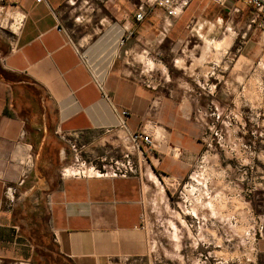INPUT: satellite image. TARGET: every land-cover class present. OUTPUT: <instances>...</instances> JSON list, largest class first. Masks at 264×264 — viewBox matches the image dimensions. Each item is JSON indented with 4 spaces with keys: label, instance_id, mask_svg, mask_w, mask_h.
Segmentation results:
<instances>
[{
    "label": "crops",
    "instance_id": "0c3cea01",
    "mask_svg": "<svg viewBox=\"0 0 264 264\" xmlns=\"http://www.w3.org/2000/svg\"><path fill=\"white\" fill-rule=\"evenodd\" d=\"M145 3H5L1 18L25 19L16 36L0 28V264H129L148 257L149 237L142 219L147 195L155 193L159 178L182 179L202 143L189 85H179L178 78L175 83L171 77L163 79L146 65L154 61L165 33L176 38L172 52L178 51L184 39L178 40L177 34L188 26L166 18L158 8L137 23L135 14ZM234 7L237 13L219 8L228 15L242 11L250 25L252 12L244 5ZM114 27L122 35L106 71L103 97L81 52L103 29L106 35L96 41L95 53L105 60L109 55L105 38ZM248 30L252 35L233 61L235 78L242 79L243 68L249 72L264 50V22L261 28L250 25ZM258 31L263 45L257 43ZM205 57L201 53L197 60ZM123 111L128 117L121 116ZM145 124L156 125L164 141L156 140L153 155L142 148L146 158L139 174L63 176L74 161L64 135L77 141L83 156L95 159L118 153L126 133ZM172 147L181 150L179 159L170 157ZM142 153L134 152L140 159ZM7 189L14 190L13 197H7ZM256 254L264 264V240L257 244Z\"/></svg>",
    "mask_w": 264,
    "mask_h": 264
},
{
    "label": "rangeland",
    "instance_id": "374dc122",
    "mask_svg": "<svg viewBox=\"0 0 264 264\" xmlns=\"http://www.w3.org/2000/svg\"><path fill=\"white\" fill-rule=\"evenodd\" d=\"M187 10L189 15L175 19L188 26L177 34L183 46L172 52L176 38L165 33L154 61L146 65L163 79L171 77L175 83L178 78L179 85H189L202 148L182 179L164 176L155 181L143 222L149 255L129 264H260L256 246L264 240V73L257 69L258 61L249 72L243 68L242 79L232 71L253 30H248L242 11L228 15L210 0H197ZM198 23L207 26L198 30ZM105 35L98 29L90 45H83L94 67L102 62L96 41ZM256 36L263 45L262 33ZM201 53L208 58L198 61ZM127 148L83 158L129 173L138 158Z\"/></svg>",
    "mask_w": 264,
    "mask_h": 264
},
{
    "label": "built area",
    "instance_id": "2783aa9c",
    "mask_svg": "<svg viewBox=\"0 0 264 264\" xmlns=\"http://www.w3.org/2000/svg\"><path fill=\"white\" fill-rule=\"evenodd\" d=\"M8 0H0V28L8 29L13 35L16 36L17 32L21 29L24 19V16H15L9 18L8 20L5 17L1 18V15L4 10V5ZM44 0H37V3H42ZM193 0H147L146 3L140 6L137 9L135 14V21L137 23L145 22L152 14L151 10L153 8H158L162 10L168 19H178L192 4ZM213 2L221 7L228 8L232 12L237 13L238 8L234 7L236 4L244 5L252 12V18L250 25H257L259 28L262 27L264 22V0H213ZM59 32H62L61 29H58ZM125 39H121L120 44L124 43ZM81 60L83 64L89 69L93 83L97 89L101 92L103 97L105 95V77L106 72H104L99 66L94 67L91 64V57L86 51L81 52ZM257 69L264 73V50L262 56L257 63ZM122 117H128V113L123 111L121 113ZM124 127V125H123ZM70 136L64 135L63 139L68 143L71 152L73 153V165L69 168H66L63 171V176H73L76 178H89V177H101V178H118V177H128L131 175L139 174L142 163L145 162L146 155L142 152V148H146L148 155H153L156 151V140H159L160 143L164 141L161 132L158 130L156 125L145 124L137 132L126 133L124 137V143L126 146H129L127 149H131L133 152L142 153L143 159L138 158L137 165L135 167H130L129 173L127 171H122L120 169L106 170L104 167L100 168L97 165L88 163L83 158V148L77 143L76 140H70ZM169 155L172 159H179L181 157V150L172 147ZM7 197H13L14 190L7 189ZM144 222V217L142 218Z\"/></svg>",
    "mask_w": 264,
    "mask_h": 264
},
{
    "label": "bare ground",
    "instance_id": "6f19581e",
    "mask_svg": "<svg viewBox=\"0 0 264 264\" xmlns=\"http://www.w3.org/2000/svg\"><path fill=\"white\" fill-rule=\"evenodd\" d=\"M121 35H122V33H121V30L118 28V27H115L109 34H108V36L105 38V42L107 41L108 43H106V44H108L109 46H108V49L107 50H109V55H108V57L105 59V60H103L102 62H101V66H100V68L104 71V72H106L107 71V69H108V67H109V65H110V62H111V59H112V57H113V54L115 53V50H117V43L119 42V40H120V38H121ZM225 41V40H224ZM105 42H103V43H105ZM226 42V41H225ZM224 42V43H225ZM229 42H231L230 40H229ZM229 42L227 43L228 44V46H230V44H229ZM226 44V45H227ZM103 46H105V45H103ZM223 46H225V44L223 45ZM218 47V46H217ZM105 48H107V47H105ZM103 49V48H102ZM107 56V55H106ZM98 65V64H97ZM209 178V177H208ZM162 188V187H161ZM217 197V196H216ZM217 200V199H216ZM216 202V201H215ZM197 208V207H196Z\"/></svg>",
    "mask_w": 264,
    "mask_h": 264
}]
</instances>
